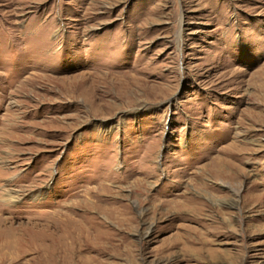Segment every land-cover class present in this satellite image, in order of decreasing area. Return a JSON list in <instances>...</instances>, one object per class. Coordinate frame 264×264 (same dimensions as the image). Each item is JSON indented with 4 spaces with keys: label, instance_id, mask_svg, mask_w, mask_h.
<instances>
[{
    "label": "rangeland",
    "instance_id": "rangeland-1",
    "mask_svg": "<svg viewBox=\"0 0 264 264\" xmlns=\"http://www.w3.org/2000/svg\"><path fill=\"white\" fill-rule=\"evenodd\" d=\"M0 264H264V0H0Z\"/></svg>",
    "mask_w": 264,
    "mask_h": 264
},
{
    "label": "bare ground",
    "instance_id": "bare-ground-1",
    "mask_svg": "<svg viewBox=\"0 0 264 264\" xmlns=\"http://www.w3.org/2000/svg\"><path fill=\"white\" fill-rule=\"evenodd\" d=\"M15 261V260H14Z\"/></svg>",
    "mask_w": 264,
    "mask_h": 264
}]
</instances>
